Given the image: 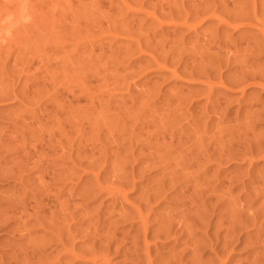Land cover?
<instances>
[{
	"label": "rangeland",
	"instance_id": "374dc122",
	"mask_svg": "<svg viewBox=\"0 0 264 264\" xmlns=\"http://www.w3.org/2000/svg\"><path fill=\"white\" fill-rule=\"evenodd\" d=\"M0 264H264V0H0Z\"/></svg>",
	"mask_w": 264,
	"mask_h": 264
}]
</instances>
